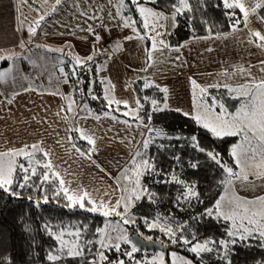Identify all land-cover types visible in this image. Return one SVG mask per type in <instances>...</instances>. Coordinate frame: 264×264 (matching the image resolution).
Segmentation results:
<instances>
[{
  "label": "trees",
  "instance_id": "trees-1",
  "mask_svg": "<svg viewBox=\"0 0 264 264\" xmlns=\"http://www.w3.org/2000/svg\"><path fill=\"white\" fill-rule=\"evenodd\" d=\"M32 1V0H31ZM34 2V1H33ZM191 11L183 10L176 15L174 26L169 32L170 43H182L189 38L198 36H210L228 33L233 30L235 19L243 20V14L238 9H226L222 0H188ZM149 3L156 8L172 15L173 5H178V0H140V4ZM124 16L130 18V25L137 31L146 33L144 20L137 7L131 0H125ZM235 12V16L232 13ZM264 17V8L260 9ZM135 21V24H131ZM241 22L237 27H243ZM7 64V63H6ZM3 65H0L2 72ZM94 66L87 64L85 68L70 76L71 85L79 84L80 91H73L74 99L87 101L97 110H110L118 115L126 116L134 120H142L149 128L148 147L143 145L135 156L127 164L124 170V196H132L129 207L124 213V203L117 209L124 213V223L128 236L139 233L142 237H151L171 249L189 256L196 264H264V239L258 236L249 237L244 241H237L230 245L228 255L225 258L223 246L219 243L209 244L211 252H201L199 255L189 251L196 243L205 240L219 241L229 239L227 231L231 228L230 221L218 219L215 215L208 216L206 209L212 208L224 191L225 185L221 183L227 175L223 168L212 160L207 152L219 154L222 164L235 165V158L231 155L232 145L240 141L238 136H225L217 138L207 129L197 123L194 116L185 115L179 109L164 106L166 93L162 87L154 83L151 77H147L145 87L141 82L137 86L140 93L141 110L138 116L128 114L125 105L109 103L103 96L102 81L97 79ZM1 83V80H0ZM211 87L204 92L209 97L210 105L215 104L213 96L223 102L224 106L230 104L224 91L230 87ZM212 95H209V93ZM153 95H158L157 105L151 102L155 100ZM219 97V98H218ZM218 103L216 106L219 108ZM228 107L229 112L237 108ZM159 109V110H157ZM127 113V115H125ZM77 133V131H75ZM196 140L193 141L192 137ZM78 143L85 149H90L86 139L76 134ZM26 147L25 151L32 153L31 163L23 155L15 157L17 165L15 181L8 191L0 189V264H82L96 258L100 252L98 241L103 238L98 228L112 218L122 219L120 216L110 213L107 217L100 212H89L79 205L69 207L70 202L64 197L63 192L59 196L55 193L60 188L58 180L53 178L52 172L43 167L48 162L43 151ZM203 149L204 151H201ZM143 159L149 160L154 166L140 177V187L136 193L140 199H135L133 188L135 187V165ZM23 164L29 168H36V175L31 176L28 186L18 187L23 183L25 175L18 165ZM195 165V167H193ZM48 171L49 181L41 183L42 175ZM175 178V179H174ZM13 193H16L15 195ZM45 196L47 202L44 201ZM85 206L89 207L88 201ZM123 220V219H122ZM74 232L80 230L85 242L83 255L80 257L63 256L52 262L47 259L49 254H58L59 241L56 235L62 230ZM163 229V230H161ZM168 229L175 233L173 237ZM181 237L192 241L184 245ZM175 239L176 243L172 240ZM87 241H93L88 244ZM133 241V240H132ZM130 244L122 243L120 251L114 250V257H109L107 262L115 259L133 261L124 253L129 251ZM138 247V246H137ZM139 248V247H138ZM136 252L142 257L143 250ZM148 249V248H147ZM153 249V248H150ZM112 253H110L111 255ZM145 264H155L147 262Z\"/></svg>",
  "mask_w": 264,
  "mask_h": 264
},
{
  "label": "crops",
  "instance_id": "crops-1",
  "mask_svg": "<svg viewBox=\"0 0 264 264\" xmlns=\"http://www.w3.org/2000/svg\"><path fill=\"white\" fill-rule=\"evenodd\" d=\"M254 3L251 0L246 7ZM124 9L120 0H61L60 4H56V0H0V56L13 55L22 60L27 57L41 60L40 66L45 71L40 77H30V82L24 87H12L11 93L3 89L1 80L0 154L15 159L18 155L13 153L21 149L25 151L26 146L36 144L49 153L47 160L52 162L53 170L59 172L60 178L65 180L64 187L69 194L88 191L93 199L100 198L108 202L109 207L118 200L121 204L123 196L121 179L112 166L129 163L150 136L149 129L140 119L127 118L110 110L100 111L91 104L89 110L83 111L81 107L88 102L74 98L71 100L75 90L70 76L87 64L94 66L97 71L94 75L102 81L105 99L111 103L120 101L119 104L125 105L127 111L137 108L136 114H130L133 117L138 116L141 110V98L137 89L141 80H147L149 76L158 86L166 87L161 75L147 76V64L144 62L146 48L140 47L143 51L132 53L136 50L132 48L135 43L144 45L145 41L144 38H138L142 37L140 35L135 38V35L128 34L135 31L132 26L124 27ZM261 18L264 17L260 9H257L255 14L250 13L247 27L244 25L240 29L246 28L264 34V19ZM170 26L171 30L173 20ZM30 28L35 29L34 35L29 31ZM102 30L116 35L122 33L123 36L117 38L111 47L104 48L96 39ZM129 36L133 38L126 39ZM194 39L196 37L188 40L191 42ZM251 39L256 38L248 31L247 42ZM45 54L48 56L42 58ZM89 56H92V60H87ZM76 57L83 60V63L74 69L70 62L76 60ZM256 59L263 63L264 54ZM4 60L0 64L3 65L2 71L8 68L11 59ZM246 65L248 63L243 66ZM63 66L65 72H61ZM199 69L193 71L195 78L192 70H185L186 79L190 77V87L194 86L192 81L196 85L202 83L200 76L204 71ZM230 69L224 68L222 71L235 72L234 68ZM206 72L213 73L209 78L214 81L211 84L209 79L201 84L206 91L215 87V76H225L215 75L212 69ZM178 83L180 87L175 86L179 94L177 104L166 98L164 106L179 109L183 113H188L190 108V115L194 116V94L190 99L191 104H187L186 96H189L190 91L182 87L181 80ZM226 86L230 87L231 84ZM118 91L125 94L128 91L132 96L126 94L125 101ZM171 91L173 90L168 89L167 93ZM131 98L132 104L129 102ZM70 103L73 105L69 106ZM73 107L75 110H71ZM105 113L108 115L105 116ZM80 131L86 132L95 140V145L90 146V149L95 147V151L87 150L78 143L76 134L80 135ZM98 149L100 153L96 152Z\"/></svg>",
  "mask_w": 264,
  "mask_h": 264
},
{
  "label": "snow or ice",
  "instance_id": "snow-or-ice-1",
  "mask_svg": "<svg viewBox=\"0 0 264 264\" xmlns=\"http://www.w3.org/2000/svg\"><path fill=\"white\" fill-rule=\"evenodd\" d=\"M61 0H56V4H60ZM131 3L137 7L141 17L144 18V27L148 28V18H164L163 13L155 12L151 8H146L140 4V0H131ZM223 7L226 9H238L243 14V20L235 19L232 25L233 31L236 30L237 26L243 22L245 27H247L249 23V15L250 13L255 14L257 9L264 8V0H255V3L251 6L246 7L244 0H222ZM120 4L123 7H127L125 5L124 0H120ZM178 7L173 5L175 9L171 19L175 21L176 15L183 12V10L191 11V5L188 0H178ZM232 16H235V12L232 13ZM43 18V17H41ZM124 20V27L131 26L129 23L130 18H122ZM264 19V18H261ZM131 24H135V21H131ZM163 27V25H160ZM31 34H35V29H29ZM135 31V29H134ZM251 36L256 38L261 43L257 44L258 47L264 48V34L260 31H252ZM133 37L129 36L126 39L131 40ZM139 39H143V37H138ZM97 40L100 39L99 36L96 37ZM153 48L156 47V40L153 38ZM161 45L164 44L163 40L158 41ZM210 50V49H209ZM178 51V49H177ZM0 59H12V57H2ZM76 62L81 63L78 57L75 58ZM87 60H92V56L87 57ZM63 71V69H61ZM6 73L0 72V80H3ZM193 85H196L195 81H192ZM199 87L198 85H196ZM217 87L219 85H216ZM145 87H148L145 84ZM159 87V86H157ZM225 87H227L225 85ZM242 88H248V86H242ZM254 90H244L238 91L237 89H230L232 92H236L237 95L233 98L240 99V106L234 111L229 112L228 109L222 104H219L220 111L216 112V105H208L205 109V115H196L193 117L197 121V123L201 124L202 127L207 129L213 136L217 138H223L225 136H238L241 138L240 143L234 144L231 147V155L235 158V165L237 167L241 166L242 154L247 159H255L257 154L261 155L260 164L256 165L257 168L264 169V81H260L258 84L253 86ZM161 91L167 93L168 89L163 88ZM206 91L205 89H201L203 93ZM11 102V101H9ZM111 103V101H109ZM116 103H121L120 101H116ZM126 104V102H124ZM154 106L157 105V101L152 100L151 102ZM139 104V101H137ZM159 110V109H157ZM188 115V113H184ZM105 116L108 113L104 114ZM127 115V113H125ZM99 119V117H97ZM116 119V117H113ZM126 123V122H125ZM80 137L86 139L90 145H95V140L89 136L86 132L80 131ZM193 141L196 140V137H192ZM145 148L148 147V142L145 141ZM27 147V146H26ZM31 148L37 149L38 145H31ZM43 151L44 156H48L49 153L44 151L43 149H39ZM95 147L91 148L90 151H95ZM201 151H204L201 149ZM250 154V155H249ZM6 155V154H0ZM13 155H23L25 158L29 159L31 163L32 153L24 151L23 149L13 153ZM84 155V153H81ZM137 156L141 155V153L137 152ZM207 155L214 160L219 166H221L225 173H227L225 179L221 181L225 187V195L219 197V199L215 202L214 207L206 209V214L208 216L215 215L216 218H222L224 221L231 222V228L227 231V237L229 239H221L218 242L214 240H205L203 243L194 244L189 251L196 253L199 255L201 252H211L213 249L209 247V244L219 243L223 246L224 256L225 258L228 255V251L230 249V245H234L237 241L247 240L249 237L258 236L260 239H264V196L256 197L253 200H247L241 197L236 196L234 193L229 196L228 195V187L232 184V176L236 175L234 173L233 168L227 166L226 164H222L221 160L218 158L219 154L214 153L212 151L207 152ZM133 164L135 165V176L136 179L134 181L135 187L133 188V193H136V189L140 187V177L154 166L147 159H143L139 164L133 160ZM19 169L25 173L22 177L23 183H18V187L24 188L28 186V181L31 179V176H35L36 168H31V174L29 175V168H26L23 164L18 165ZM45 169L52 172L53 178L58 180L60 188L56 191V195L59 196L61 192H63L64 197L70 202L69 207L79 205L80 208H85V199H87L88 204L90 205L86 210L89 212H100L104 216L110 215V213H114L117 216H120L123 219V223L127 224L129 221L124 219V213L127 212L129 207V201L132 200V196H128L127 198L121 197V199L125 200L123 205L124 213L117 211L121 207L120 201L118 200L114 205L109 207L108 202L103 199L97 198L93 199L92 195L88 191H77L72 194H69V191L65 185V180L60 178V173L53 170L52 162L49 160L47 163L43 165ZM195 167V165H193ZM17 165L13 160L10 164L5 166L3 163H0V189H4L5 191L9 190V187L16 182L14 177L16 174ZM243 170V169H241ZM48 171H46L42 175L41 183L49 181ZM259 176H264V171L259 172ZM247 175L244 176V179L247 180ZM175 179V178H174ZM14 195L16 193H13ZM135 199H140L138 194H135ZM44 201L47 202V197L45 196ZM259 205V207H256ZM252 206V207H249ZM163 230V229H161ZM97 232L101 233L102 237L105 234V228H98ZM168 232L174 237L175 233L172 232L171 229H168ZM63 232L59 235H56V239L60 242V247L56 250L58 254L53 255L49 254L47 259L49 261L55 262L61 259L63 256L69 257H80L83 255V246L79 243V239L81 236V232L79 230L69 233L74 239L72 241H66L63 239ZM119 240H123L124 243L131 245V250L126 251L124 255L132 258V254L139 251L136 243L125 234L123 236L118 237ZM147 240H151V237H147ZM184 245H189L192 243L191 240L181 237ZM173 243H176V240H172ZM88 244L93 243V241H87ZM98 243L101 248L113 247L116 251H120V244L111 243V238H109L108 243H105V240L101 238ZM100 264H103V261H106L108 258L104 255V252L101 251L98 253ZM173 262L172 264H176V261L179 260L180 264H192L190 260H185L183 257H177L176 253H172ZM93 264H96L93 261ZM109 264H113V262H109ZM115 264H124L123 260H118ZM228 264H231V261H228Z\"/></svg>",
  "mask_w": 264,
  "mask_h": 264
},
{
  "label": "rangeland",
  "instance_id": "rangeland-1",
  "mask_svg": "<svg viewBox=\"0 0 264 264\" xmlns=\"http://www.w3.org/2000/svg\"><path fill=\"white\" fill-rule=\"evenodd\" d=\"M255 2V0H254ZM245 5L251 3V0H244ZM142 6L146 8H151L155 12L163 13L165 17H168V19L164 18H155V17H149L148 18V24L149 27L147 28L146 33H142L137 31L135 28L134 33H128L129 35H135L134 37H138V35L142 36L144 38V45L140 44H134L132 48H136L135 51H132V53H140L143 50H140V47L146 48L144 51L147 52L145 54V64H147V76L152 74H159L162 76L163 82H165L166 87L169 90H175V92L171 91L169 93H166V98H169V101L174 102L177 104L179 94L176 92V85L179 86L178 81H182V87L185 90H189L190 93L189 96H186L187 104H191L190 99L192 96V93L194 94L193 97V106L195 104V114L198 115H205V109L209 103V97L205 96V93L201 92V84L205 83L207 80H209V76L213 75V73L206 72L208 69H212L215 75H225L216 77L215 76V84L219 85V89H222V86L229 85L230 89H237L238 91H244V90H254L253 86L255 84H258L260 81H264V62L259 63L256 57L264 54V49L262 47H258L257 44L261 43L260 41L256 39H251V41L247 42V33L250 31L249 29H240V27H237L235 31H231L228 33H222V34H215L210 36H198L196 39L189 40L184 43H170L169 39V32L170 25H171V17L172 15L168 14L167 12H164L155 6L149 4V3H142ZM34 19L36 18V15H33ZM144 20V18H143ZM160 25H163V27H160ZM31 29V28H30ZM153 38L156 40V47L153 48ZM163 40L164 44L161 45L158 43V41ZM147 41V42H146ZM178 49V51H177ZM210 49V50H209ZM229 51V52H227ZM230 54H233L230 56ZM236 54V55H235ZM241 54V55H240ZM45 56H48V54H45L42 58ZM12 59L10 60V64L8 68L3 69L2 72L6 73L4 79L2 80L3 83V89L7 90L8 93H11L10 90L12 87L20 88L26 86L30 82V77L34 79L35 77H40V75L45 72L42 70L40 64L42 63L41 60H37L34 58L27 57V59L22 60L17 57H13L11 55ZM0 58H2L0 56ZM5 60L0 59V64H3ZM45 61V60H44ZM81 61V60H80ZM46 62V61H45ZM83 63V60L81 61ZM81 63H77L76 60H74L72 63L70 62L71 66L76 69L77 66H79ZM245 63H248V65H245ZM27 64V67L25 66ZM234 68L235 72L233 73H227L230 71V68ZM196 68H200L199 70L204 71L203 74H201V82L198 83L197 87L196 85L190 87V81L189 78H187L186 69L192 70V74L195 72ZM224 68H229L230 70H227V72L222 71ZM63 71L65 72V67H61ZM112 70V69H111ZM219 70V71H216ZM182 71H185L182 73ZM194 71V72H193ZM100 73V71L98 70ZM136 73H139L138 71H135ZM225 73V74H224ZM133 76L135 73L132 74ZM194 78L195 75L193 74ZM175 82H174V81ZM142 84H147V80L144 78V80H141ZM138 82V81H137ZM214 81H211L210 83L213 84ZM227 83V84H226ZM139 85V83H138ZM214 85L215 87H217ZM242 86H248V88H242ZM168 92V91H167ZM120 95L123 96V99L127 101L126 94H129L128 91H126V94L122 91H118ZM209 93V92H208ZM209 95H211L209 93ZM224 95H226L228 101L230 104L225 106L227 109L230 106H233L232 108H238L240 106L241 100L233 98L237 95L236 92H232L228 90L227 92L224 91ZM155 98L159 99L158 95H153ZM170 96V97H169ZM212 96V95H211ZM74 97L71 95V100ZM214 98L215 105L218 103L223 102L217 97ZM219 98V97H218ZM133 102V98L129 101ZM168 102V100H167ZM168 104V103H167ZM73 104L70 103L69 106H72ZM168 106V105H165ZM199 106V108H198ZM169 107V106H168ZM75 107L71 108V110H75ZM83 111L89 110L90 105L89 103H84L81 107ZM192 109H188V115L191 114ZM215 111L219 112L220 109L218 107H215ZM229 111V110H228ZM136 109H128V114H136ZM186 113V112H184ZM76 114V113H75ZM149 129V128H148ZM150 137V136H149ZM149 137L147 141L149 140ZM241 141V139H240ZM240 141L238 143H240ZM236 143V144H238ZM96 152L100 153V150L98 149ZM250 155V154H249ZM15 161L14 158L7 155H0V163H3L5 166L10 164L12 161ZM241 166L237 167L236 165H231L229 167L233 168L234 173L236 175L232 176V184L228 187V195L231 196L233 193L241 198L247 199V200H253L256 197L264 196V176H259L258 173L261 171H264V169L257 168L256 165L260 164L261 162V155L257 154L255 156V159H247L242 154L241 156ZM128 163L122 165V166H112L114 170H116V174L120 177L121 182L124 180V170L126 168ZM243 169V170H241ZM247 175V180L244 179V176ZM125 185V184H124ZM122 184V186H124ZM226 187V185H225ZM124 188V187H123ZM124 190V189H123ZM225 190V188H224ZM225 195V191L221 194ZM124 191H123V196ZM124 199L121 200L123 202ZM252 207V206H249ZM256 207H259V205H256ZM87 209L88 207L85 206ZM103 228H105V234L103 235V239L105 240V243H108L109 238H111V243H119L120 245L123 242V240H119L118 237L127 235L128 233L126 229L124 228V223L122 219L119 218H112L109 222H107ZM80 231V230H79ZM63 232V239L66 241H72L74 237L69 235V233L74 232L71 230H62L59 232V234ZM129 237V236H128ZM130 238V237H129ZM79 243L84 246L85 242L82 238V235L80 236ZM134 243V242H133ZM60 246V243H59ZM129 251L131 250V245L128 246ZM114 250H116L113 247L108 248H100V252L103 251L104 255L109 257H114ZM176 253L177 257H183L185 260H190L192 264H196L189 256L186 254H183L179 252L178 250L171 249L169 252L167 250L162 248H146L143 250V256L138 257L136 255V252L132 254L133 261H126V258L124 259H115L113 261V264H115L118 260H123L124 264H145L147 262H152L155 264H172L173 257L172 253ZM110 253H112L110 255ZM56 255V254H54ZM128 257V256H126ZM107 259V260H108ZM93 261L96 262V264H100L99 256L96 258H93L89 260V262H84L82 264H93ZM103 264H109L107 261H103ZM176 264H180V261L177 260Z\"/></svg>",
  "mask_w": 264,
  "mask_h": 264
},
{
  "label": "built area",
  "instance_id": "built-area-1",
  "mask_svg": "<svg viewBox=\"0 0 264 264\" xmlns=\"http://www.w3.org/2000/svg\"><path fill=\"white\" fill-rule=\"evenodd\" d=\"M98 36L100 37L99 44L102 47H104V48H109V47H111L114 44L115 40L117 38H119V37H122L123 34L122 33H119V35H116V34H114L112 32L103 31L102 30V31H99ZM66 75H67V73H66ZM80 89H81V86L80 85H75L74 86V90L75 91L78 92V91H80Z\"/></svg>",
  "mask_w": 264,
  "mask_h": 264
},
{
  "label": "water",
  "instance_id": "water-1",
  "mask_svg": "<svg viewBox=\"0 0 264 264\" xmlns=\"http://www.w3.org/2000/svg\"><path fill=\"white\" fill-rule=\"evenodd\" d=\"M132 240L141 249H143V248H162L165 250H169V246L163 245L162 243H160L154 239H151L149 241L146 238L142 237L139 233L133 234Z\"/></svg>",
  "mask_w": 264,
  "mask_h": 264
}]
</instances>
